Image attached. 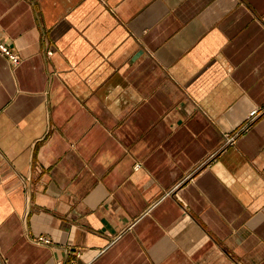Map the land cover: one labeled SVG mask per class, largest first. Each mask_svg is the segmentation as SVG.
<instances>
[{
  "label": "crops",
  "instance_id": "1",
  "mask_svg": "<svg viewBox=\"0 0 264 264\" xmlns=\"http://www.w3.org/2000/svg\"><path fill=\"white\" fill-rule=\"evenodd\" d=\"M0 40V264H264V0H0Z\"/></svg>",
  "mask_w": 264,
  "mask_h": 264
},
{
  "label": "built area",
  "instance_id": "2",
  "mask_svg": "<svg viewBox=\"0 0 264 264\" xmlns=\"http://www.w3.org/2000/svg\"><path fill=\"white\" fill-rule=\"evenodd\" d=\"M48 54H51V50L48 48L46 51ZM0 53L6 56V58L11 62V63H16L19 61V55L7 44L3 43L0 40ZM264 108H253L248 112V118H247V123L254 120L259 114L263 112ZM140 167V163L136 162L134 164V168L137 169ZM35 242L42 243V244H50L51 240L49 236L45 234H39L33 238ZM56 264H63L62 261H57ZM69 264H74L73 262H70Z\"/></svg>",
  "mask_w": 264,
  "mask_h": 264
}]
</instances>
